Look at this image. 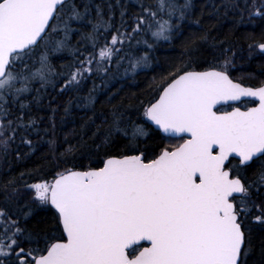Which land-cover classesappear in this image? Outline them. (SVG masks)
Wrapping results in <instances>:
<instances>
[{
  "label": "snow or ice",
  "instance_id": "obj_1",
  "mask_svg": "<svg viewBox=\"0 0 264 264\" xmlns=\"http://www.w3.org/2000/svg\"><path fill=\"white\" fill-rule=\"evenodd\" d=\"M138 7L129 14L121 0H0V149L6 155L18 134L34 149L21 134L31 130L51 134L56 152V112L61 124L82 121L71 133L76 144L65 137L51 179L28 184L21 172L0 185V264H264V82L234 79L236 54L226 48L217 57L214 43L213 62L199 70L203 46L215 40L202 30L184 42L186 59L153 78L150 99L114 103L121 79L152 67L161 41L202 25L209 5L200 16L194 0ZM211 8L218 20L221 11L238 14V23L244 12L264 20V0ZM248 49L249 59L264 54V42ZM64 53L71 62L58 70L53 59ZM101 96L107 111L96 109ZM244 98L254 106H239ZM45 100L52 116L42 128L43 118L30 113ZM20 182L31 205L53 210L47 230L22 226L30 204L13 211Z\"/></svg>",
  "mask_w": 264,
  "mask_h": 264
},
{
  "label": "trees",
  "instance_id": "obj_2",
  "mask_svg": "<svg viewBox=\"0 0 264 264\" xmlns=\"http://www.w3.org/2000/svg\"><path fill=\"white\" fill-rule=\"evenodd\" d=\"M97 3H100L101 0H96ZM107 2V0H106ZM115 4L116 0H111ZM140 0H121L122 4L129 5L128 11L129 14H134L139 10ZM145 3H150L151 0H144ZM239 4L243 7L244 0H194V11L196 16L201 15V9L207 4L209 5L207 12L212 11L211 4ZM119 11L117 7L115 9V21L119 25ZM205 12L202 19V25H192L188 30H186L181 37L176 38L173 42L161 41L157 44L152 55L154 59L152 61V67L138 70V75L134 80L130 77H125L121 79L120 83L117 84V87L123 85V91L120 92L117 101L120 99H125L126 102L134 96H139L142 100L147 101L151 98L152 93L150 92L149 84L152 82L153 78L159 79L163 74L166 75L169 67L174 63H179V61L184 57V48L183 44L187 40L196 39L203 31H210L211 37H214L215 40H209L208 45L203 47L206 49L205 55L202 58L203 70L209 66L208 63L204 61L213 62V48L211 45L215 44V55L217 57L221 56V49L231 48V52L228 55H231L232 52L236 54L235 57V70L231 72V75L234 79L239 80L243 77V83L245 86H258L261 82H264V54L259 53L257 49L256 53L251 59H249V44H255L259 42H264V20L259 17H255L249 20L248 13L244 12L243 23H238L240 16L238 14L229 13L228 16H223V11H221V18L218 20L215 16H209ZM128 19V17H126ZM130 22V21H129ZM103 43V39H101ZM71 57L69 54L64 53L63 58L53 59V63L57 66L59 70L60 65L68 64L71 62ZM252 74V75H249ZM124 80H127V84H124ZM99 83V81H97ZM115 83V82H114ZM88 87H91L89 83ZM51 91V90H50ZM115 91V89H113ZM68 97H64L61 100V103L66 102ZM101 103L96 105L97 111H107L110 105L104 103L106 97L101 96ZM135 105V101H132ZM255 104L253 100H244V103L239 105L242 108L247 106L251 107ZM44 107H33L30 115L32 117H42L43 121L41 127H49V117L52 116L51 109L47 106V100L44 101ZM52 107H56L55 104ZM230 110V109H228ZM74 113H79L83 115L82 110L73 109ZM18 114V113H17ZM91 114V113H89ZM64 115L62 109L58 110L55 114V140L58 146V151L50 152L48 141L53 138L51 134L44 135L41 131L38 136L35 132L29 130L28 132H23L21 134L25 136L26 139H31L33 148H30L26 144L21 143L20 134L17 135L14 143L10 144L7 154L5 155L3 150L0 149V185L7 182L9 178L19 177L21 172H24V181L28 184L33 182H38L42 179H51L52 174L58 170L57 165L60 161L57 159L60 152H63L65 148L68 147L64 143V139L67 136L73 144H76L77 139L74 138L71 133L73 129L76 132L80 133V125L82 121L79 117H67L65 122L61 124V117ZM135 119V117H133ZM28 120V116H25V121ZM99 123V121H97ZM87 135L84 139L87 141L89 146H92L91 134L93 129H88ZM159 143L160 141H156ZM163 143H169V141H163ZM19 153V155L17 154ZM76 159L78 162H83L87 165L89 162L84 160L79 153H76ZM63 167V165H61ZM17 187L20 191V203L13 207V211L18 213V209L22 208L25 204H30V193L29 190L25 189L24 182L17 184ZM2 202V198H0ZM33 209L32 215L28 217L25 221L21 216L22 226H26L28 229L33 231L47 230L51 227V217L53 215V210L46 209L43 207H38L37 205H31ZM15 218V217H14ZM258 259V249L256 250V257Z\"/></svg>",
  "mask_w": 264,
  "mask_h": 264
},
{
  "label": "water",
  "instance_id": "obj_3",
  "mask_svg": "<svg viewBox=\"0 0 264 264\" xmlns=\"http://www.w3.org/2000/svg\"><path fill=\"white\" fill-rule=\"evenodd\" d=\"M247 99H251L252 100V98H244V100H247Z\"/></svg>",
  "mask_w": 264,
  "mask_h": 264
},
{
  "label": "rangeland",
  "instance_id": "obj_4",
  "mask_svg": "<svg viewBox=\"0 0 264 264\" xmlns=\"http://www.w3.org/2000/svg\"><path fill=\"white\" fill-rule=\"evenodd\" d=\"M121 71H122V69H121Z\"/></svg>",
  "mask_w": 264,
  "mask_h": 264
}]
</instances>
